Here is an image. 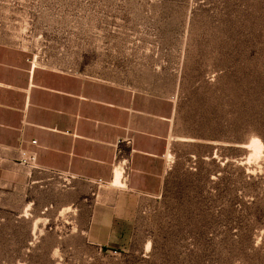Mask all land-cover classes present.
<instances>
[{"label": "rangeland", "instance_id": "obj_1", "mask_svg": "<svg viewBox=\"0 0 264 264\" xmlns=\"http://www.w3.org/2000/svg\"><path fill=\"white\" fill-rule=\"evenodd\" d=\"M0 42L167 97L176 136L196 141L176 143L126 243L90 240L81 207L98 185L72 181L69 214L0 190V264H264V0H0Z\"/></svg>", "mask_w": 264, "mask_h": 264}, {"label": "crops", "instance_id": "obj_2", "mask_svg": "<svg viewBox=\"0 0 264 264\" xmlns=\"http://www.w3.org/2000/svg\"><path fill=\"white\" fill-rule=\"evenodd\" d=\"M177 115L167 97L52 68L0 42V190L25 211L69 214L72 181L98 185L100 196L81 207L90 240L129 242L143 198L166 190L176 143L196 142L176 136ZM23 153L36 155L34 166Z\"/></svg>", "mask_w": 264, "mask_h": 264}, {"label": "built area", "instance_id": "obj_3", "mask_svg": "<svg viewBox=\"0 0 264 264\" xmlns=\"http://www.w3.org/2000/svg\"><path fill=\"white\" fill-rule=\"evenodd\" d=\"M23 157L24 159L21 162L22 164L26 166H34L37 159L35 154L23 153Z\"/></svg>", "mask_w": 264, "mask_h": 264}, {"label": "bare ground", "instance_id": "obj_4", "mask_svg": "<svg viewBox=\"0 0 264 264\" xmlns=\"http://www.w3.org/2000/svg\"><path fill=\"white\" fill-rule=\"evenodd\" d=\"M251 147H253L255 150H258V151H261L263 149L262 143L260 141H258V140L253 141ZM117 177H118V179H117L116 183L118 185H120V177L121 176H117Z\"/></svg>", "mask_w": 264, "mask_h": 264}]
</instances>
